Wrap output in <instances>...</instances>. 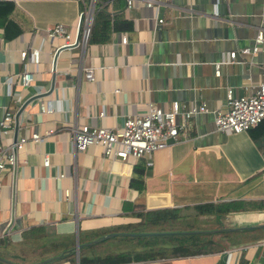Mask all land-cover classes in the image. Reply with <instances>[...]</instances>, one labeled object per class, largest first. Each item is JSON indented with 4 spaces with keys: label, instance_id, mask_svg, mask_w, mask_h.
<instances>
[{
    "label": "crops",
    "instance_id": "1",
    "mask_svg": "<svg viewBox=\"0 0 264 264\" xmlns=\"http://www.w3.org/2000/svg\"><path fill=\"white\" fill-rule=\"evenodd\" d=\"M10 1L11 23L0 26V118L8 110L11 121L0 142L51 131L24 142L12 175L0 171V232L11 221L9 233L0 236L6 238L5 258L14 264H79L83 250L90 259H108L80 264H237L240 257L245 264H264V131L254 138L248 128L226 133L213 123L214 112L224 110L227 87L233 95L247 94L264 80V0H134L121 8L108 0L107 9L121 13L130 28L111 31L104 42L80 37L95 0ZM55 22L65 25L72 42L53 57L62 40L48 39L45 29ZM257 29L263 36L258 49L240 54ZM31 47L38 48V61L28 63L31 80L20 85L18 52ZM230 49L236 50L233 61L222 62ZM36 94L14 118L21 102ZM171 100L181 109L203 104L205 110L154 150L150 164L146 156L110 162L95 144L73 149V126H119L147 102L167 108ZM43 154L47 165L41 164ZM137 159L143 164L140 188L129 183ZM158 208L174 210L173 232L216 244L208 251L142 256L148 243L135 236L157 228H123L138 222L137 212ZM113 231L134 234L104 236Z\"/></svg>",
    "mask_w": 264,
    "mask_h": 264
},
{
    "label": "built area",
    "instance_id": "2",
    "mask_svg": "<svg viewBox=\"0 0 264 264\" xmlns=\"http://www.w3.org/2000/svg\"><path fill=\"white\" fill-rule=\"evenodd\" d=\"M134 0H124V5L129 7ZM152 0H145L150 5ZM81 16V12L79 13ZM90 16L84 18L80 37L85 41L88 33ZM160 21V19H158ZM45 36L48 39L59 37L61 45H71L70 33L60 22H55L45 29ZM262 31L257 29L250 46H243L238 49L240 54L254 52L258 49L262 41ZM125 37L121 35L120 41L124 42ZM236 50L226 51L222 62L233 61ZM21 60V69L16 73V80L20 85H26L31 80V71L28 63H36L39 57L37 47H31L27 52L21 49L18 52ZM27 57V60L25 58ZM218 63H214V73H218ZM83 74L86 78H91V70L85 68ZM8 77L4 80L8 91ZM224 110H216L213 115V123L216 129L226 132L243 131L255 125L264 117V80L259 81L254 89L247 94L233 95L230 88L224 92ZM39 108L43 111L46 107L39 103ZM205 106L189 105L181 109V105L176 100H171L167 108H161L153 102H147L143 111L137 114L126 116L119 126L107 127L96 126L87 123H79L70 130V138L73 149L83 150L87 145L95 144L101 149L103 157L110 162H128L132 158L146 156L145 163L150 164L149 155L156 149L166 145L178 132L183 133L186 128V120L196 112L204 111ZM101 114V112H98ZM179 120H176V116ZM11 113L4 110L0 118V136L10 128ZM50 129H46L42 134L32 131L27 135H21L14 141L6 143L0 142V171L8 170V174H13L16 161V153L29 140L37 142L43 138ZM262 159L264 161V133L262 146ZM48 159L45 154L41 157V164L47 165ZM129 163V162H128ZM11 230V221L8 218L0 232L4 236Z\"/></svg>",
    "mask_w": 264,
    "mask_h": 264
},
{
    "label": "trees",
    "instance_id": "3",
    "mask_svg": "<svg viewBox=\"0 0 264 264\" xmlns=\"http://www.w3.org/2000/svg\"><path fill=\"white\" fill-rule=\"evenodd\" d=\"M108 0H95L93 11L89 23L87 40L92 42H104L108 40L109 34L111 31H122L130 28V21L125 19L119 12H110L107 9ZM114 1V0H113ZM118 8L122 7L124 0H115ZM13 9V3L10 0H0V26L3 29H6V25L10 24L8 18L9 13ZM250 134L254 138L262 136L264 131V117L258 121L255 125L248 128ZM143 164L140 159H137L136 162L132 165L131 175L129 183L134 185L137 188H140L141 182V172ZM208 204H204L206 206ZM210 206V205H209ZM139 217L138 222L132 225L126 226L128 230L134 231H144L147 228H157L153 235L140 234L135 236V238H140L143 242L148 243V248L143 249L141 253L142 256H174L180 254H187L192 252L208 251L213 248V244L216 242L210 238L206 237L201 241H195L193 238H190L192 234L185 232H173L177 230L173 229L172 225L169 224L176 215L173 209L170 208H158L146 211H140L136 213ZM112 229V230H117ZM6 238H0V247H3V250L0 252V256L4 255V251L7 252L5 247ZM155 245V246H152ZM210 247V249H209ZM154 249V250H153ZM153 250V251H152ZM71 253L62 255L59 258H54L49 261L58 260L68 257ZM108 258H96L90 259L89 256L82 250H78V263H90V262H101L105 261ZM0 264H14L12 262L7 263L0 259ZM237 264H245V260L240 257Z\"/></svg>",
    "mask_w": 264,
    "mask_h": 264
},
{
    "label": "water",
    "instance_id": "4",
    "mask_svg": "<svg viewBox=\"0 0 264 264\" xmlns=\"http://www.w3.org/2000/svg\"><path fill=\"white\" fill-rule=\"evenodd\" d=\"M65 46H68V45H61V46H59V47H57L56 49H55V51H54V54H53V57H54V55H55V53H56V51L58 50V49H60V48H62V47H65ZM52 63H53V60H52ZM51 86H52V77H51V81H50V84H49V88L47 89V91L45 92V93H47L49 90H50V88H51ZM40 94H36V95H33L32 97H29V98H27V99H25L24 101H22L21 102V104H20V106L17 108V110H16V112H15V114H14V118H16V115L18 114V112L21 110V108L24 106V104L27 102V101H29V100H31L33 97H36V96H39ZM113 234H134L133 232H124V231H117V232H115V231H113V232H109V233H106L104 236H107V235H113ZM101 237H98V238H96V239H93L92 241H90V242H95V241H97V240H99ZM79 247V243H76L75 244V246H74V249H75V255L77 256V248ZM0 259L1 260H3V261H5V262H7V263H10V261L8 260V259H5V258H2V257H0Z\"/></svg>",
    "mask_w": 264,
    "mask_h": 264
},
{
    "label": "rangeland",
    "instance_id": "5",
    "mask_svg": "<svg viewBox=\"0 0 264 264\" xmlns=\"http://www.w3.org/2000/svg\"><path fill=\"white\" fill-rule=\"evenodd\" d=\"M19 150H20V149H19ZM19 150H18V151H19ZM3 254H5V255H1L0 257H2V258H5V257H7V256H6L7 254L5 253V251H4V253H3ZM5 259H6V258H5Z\"/></svg>",
    "mask_w": 264,
    "mask_h": 264
}]
</instances>
